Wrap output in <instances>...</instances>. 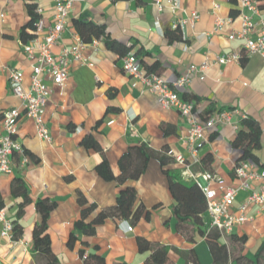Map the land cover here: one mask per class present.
<instances>
[{
	"label": "crops",
	"instance_id": "crops-1",
	"mask_svg": "<svg viewBox=\"0 0 264 264\" xmlns=\"http://www.w3.org/2000/svg\"><path fill=\"white\" fill-rule=\"evenodd\" d=\"M34 4L41 11L39 17L46 26L52 23L53 0H0V122L3 111L17 108L20 100L8 89L7 73L2 67H14L23 73V90L30 82L32 62L25 58L20 33L29 21L27 5ZM218 10L214 11L213 6ZM192 12L199 16L192 25L185 22L179 33L173 31L175 20H187ZM215 15L227 21L218 32H213ZM260 16L264 18V13ZM259 19L251 17L252 22ZM88 21L104 29L107 41L121 45L125 52L134 53L138 60L160 78L172 82L194 67L190 82L178 91L182 100L194 103L192 116L203 124L221 110L233 113L232 124L239 128L244 117L255 120L260 129L259 145L254 149L252 171L264 169V60L258 54L244 57L239 62L219 64L223 54L237 52L244 56L243 42L228 36L241 28V9L237 0H179V8L172 12L167 6L158 12L150 0H72L66 31L52 47L57 54L62 46L74 43V23ZM154 23L158 24L157 29ZM170 33L172 37H168ZM251 38L256 34L252 33ZM96 41L95 45L91 43ZM103 38L85 43L82 62H71L68 79L62 87L44 79L49 98L43 108L42 120L50 142L40 140L33 121L22 116L16 134L23 156L15 153L11 170L0 176V199L6 217L15 222L20 237L14 243L0 238V264H43L32 250V230L40 223L35 204L39 199L55 203L46 220L50 248L57 264H81L79 250L101 256L104 264H144L150 250H138L137 239L161 245L167 251V264H186V256L193 251L199 264H212L207 245L198 228L191 222L176 227L173 215L174 200L168 190L169 179L179 178L180 166L174 156L190 160L183 145L186 123L173 109L160 106L156 96L147 92L136 79L122 69L123 54L112 50ZM37 54V51H35ZM142 63V64H143ZM144 72V71H143ZM207 119V120H206ZM2 133L0 125V134ZM237 131L231 124L221 123L203 131L204 141L198 149L199 160L210 156L208 169L202 162L192 172L215 173L220 183L211 182L210 188L220 195L226 187H236L238 179L233 167L240 150L233 147ZM92 138L97 150L86 148L82 141ZM145 144L151 156L145 171L129 178L123 186L135 189L137 199L133 210L141 209L136 220L105 219L95 226L90 237L78 235L73 247L68 237L75 233L74 223L79 218V196L94 203L97 212L115 205L119 188L114 181H104L95 172L103 160L114 176L119 174V158L130 146ZM165 151L171 160L161 165L157 156ZM15 179L23 189L13 192ZM254 188L259 181L251 182ZM247 193L240 192L229 213L238 215ZM247 220L220 238L234 254L253 255L264 241V208L250 203L245 210ZM204 222L209 224L205 214ZM130 226L131 231H127ZM204 231V227H201ZM84 242V244H83Z\"/></svg>",
	"mask_w": 264,
	"mask_h": 264
},
{
	"label": "built area",
	"instance_id": "built-area-1",
	"mask_svg": "<svg viewBox=\"0 0 264 264\" xmlns=\"http://www.w3.org/2000/svg\"><path fill=\"white\" fill-rule=\"evenodd\" d=\"M151 4L158 12L163 11L167 6L172 12L179 8V0H150ZM241 9V28L228 36L229 40H241L243 50L247 56L258 54L264 60V18L260 16L255 0H237ZM72 5V0H53L52 23L49 26L39 17L35 25L34 37L23 43L21 49L26 59L32 62L30 82L27 90H23V73L14 67H2L7 73L8 89L11 95L20 100V106L5 110L1 114L0 134V176L8 174L11 170V161L15 153L23 156L22 161H26L21 145L16 140L18 126L22 116L33 121L36 136L40 140L50 142V134L42 120L43 108L49 98V89L44 83V79L53 85L62 87L69 77L71 62H82L81 53L86 44L80 37L74 35V43L70 46H62L57 54L52 52L55 46L66 31L68 13ZM214 11L218 6H213ZM38 15L41 11L36 9ZM253 15H258L256 22L251 21ZM196 12H192L187 20H175L172 28L179 30L185 22L192 25L198 20ZM227 21L215 15L213 32H218ZM158 28V24L154 23ZM252 33L256 34L251 38ZM96 44V41L91 43ZM37 51V54H35ZM239 62L240 55L237 52L223 54L217 58L219 64L227 62ZM122 71L139 81L144 89L157 97L159 104L164 109H173L179 113L186 123V136L183 145L188 151L190 160L183 155L174 156V161L180 166L179 178L186 183H194L202 192L206 201V215L209 219L211 229L219 232L221 237L229 235L233 228L243 225L247 220L245 210L248 204L254 203L264 208V169L258 174L252 171V165L246 161L235 163L233 172L238 179L236 187H226L220 195L210 188L211 182L220 183V178L211 172L193 173L192 167L199 163L198 149L204 141L203 131L214 127L217 124H231L234 131L238 130L236 124H232L233 113L237 111L221 110L214 118H210L205 123L200 124L192 116V103L182 100L178 91L184 89L190 82V73L195 70L189 68L184 75L172 82H167L156 74H146L143 72L139 62L132 53L126 54L122 58ZM253 180L259 181L258 187L251 184ZM240 192L247 193L246 200L238 209V215L229 213V208ZM127 227V231H131ZM0 238H7L14 243L12 222L6 217L5 211L0 209Z\"/></svg>",
	"mask_w": 264,
	"mask_h": 264
},
{
	"label": "trees",
	"instance_id": "trees-1",
	"mask_svg": "<svg viewBox=\"0 0 264 264\" xmlns=\"http://www.w3.org/2000/svg\"><path fill=\"white\" fill-rule=\"evenodd\" d=\"M115 1V0H113ZM258 9L264 13V0H255ZM34 4L27 5L29 21L23 26L20 33V41L25 43L34 37L35 25L39 19ZM75 31L84 43H90L93 39L103 38L109 49L120 51L123 57L128 54L124 48L114 41H107L103 27L95 25L88 21L78 20L74 23ZM170 33H179V28L173 29ZM168 33L167 36L172 37ZM240 54V60L246 57ZM139 62L142 70L146 74H156L153 66H147L143 60H138L137 56L132 53ZM143 63V64H142ZM190 102L189 99H185ZM191 103V102H190ZM193 110H194V103ZM207 120V119H206ZM260 129L255 120L250 117H244L240 121V126L237 130L233 141V147L240 150V157L236 163L240 161L254 162L253 151L259 145ZM82 144L88 149L97 150L98 146L92 138H85ZM165 151L157 159L161 165L171 160L165 156ZM151 156L149 148L145 144L130 146L127 151L119 158V174L114 176L111 173L109 165L105 160L101 161L96 167L95 172L104 181H114L119 188L115 199V205L111 208L99 210L93 219L89 220L92 213L97 210L94 203H87L84 197L79 196L81 210L79 218L74 223L75 233H71L68 237L67 245L73 247V244L78 240V235L90 237L94 234L95 226L102 223L105 219L111 218L114 220L132 221L136 220L140 215L141 209L133 210L137 199L136 191L131 186H123L124 183L133 176L141 175L146 168L147 162ZM210 156H205L200 162L203 164V169L207 170L210 164ZM248 162V163H249ZM23 189L22 182L15 179L12 183V190L18 193ZM168 190L174 200L173 215L176 218V227L181 230L183 224L191 222L198 228V232L203 236L204 241L212 258V264H264V241L258 247L253 255V259L247 258L242 254H234L229 251L226 244L220 242L221 235L215 229H211L210 225L204 222L206 201L201 190L194 184H184L177 180L169 179ZM55 203L49 199H39L35 208L40 215V223L35 225L32 230V250L42 261L43 264H57L56 258L50 248L49 235L47 233L46 220L50 211L54 208ZM0 209H3V204L0 199ZM204 227V231L201 230ZM13 239L17 241L21 235L20 230L15 222H12ZM78 233V235L76 234ZM84 244V242H83ZM138 250L143 252L150 250V255L145 259L144 264H167L168 257L166 249L161 245H152L145 239H137ZM78 255L82 261L81 264H104V259L96 254L86 253L84 250H79ZM186 264H199L193 251H190L186 256Z\"/></svg>",
	"mask_w": 264,
	"mask_h": 264
}]
</instances>
